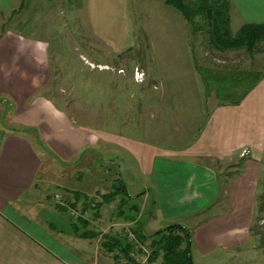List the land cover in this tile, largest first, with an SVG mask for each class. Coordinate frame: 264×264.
Returning a JSON list of instances; mask_svg holds the SVG:
<instances>
[{"label":"crops","instance_id":"1","mask_svg":"<svg viewBox=\"0 0 264 264\" xmlns=\"http://www.w3.org/2000/svg\"><path fill=\"white\" fill-rule=\"evenodd\" d=\"M19 2L0 0V23ZM85 4L93 31L114 50L136 43L130 0ZM234 14L243 23L264 22V0H232L231 20ZM165 19L172 32L161 31L160 36L177 40L174 22ZM50 49L49 40L13 27L0 33V106L9 114V125L0 130V264H106L93 238L73 229L72 218L70 225H57L45 216L47 209L59 207L39 185L42 181L47 186L54 178L41 171L48 166L63 179L69 167L81 178L84 160L85 167H92V188L62 179L57 181L61 188L93 196L111 191L116 177L121 178L130 193L132 221L141 224L144 233L175 222L192 230L194 264H211L216 253L231 257L252 241L263 170L264 76L240 103L215 107L200 139L187 147H159L120 136L140 161L139 177L145 185L134 192L118 170L110 172L109 162H99L100 140L114 142V133L100 138L41 91L50 78ZM248 148L253 154L233 163L239 169L227 176L210 161L230 160Z\"/></svg>","mask_w":264,"mask_h":264},{"label":"rangeland","instance_id":"2","mask_svg":"<svg viewBox=\"0 0 264 264\" xmlns=\"http://www.w3.org/2000/svg\"><path fill=\"white\" fill-rule=\"evenodd\" d=\"M21 2L10 13L4 14L0 32L13 27L21 33L50 41V78L41 91L64 107L80 125L96 131L100 138L114 133V142L100 140L98 146L103 157L99 162H109L110 172L118 170L134 192L141 191L145 185L139 177L140 161L120 136L145 139L159 147H187L200 139L215 107L230 102L244 91L247 86L242 87V83L249 85L250 80L237 79L238 70H261L264 75V41L253 52L212 49L207 34L190 25L180 10L165 5L164 0H130L137 39L134 45L122 50H114L95 34L85 0H24L23 5ZM165 15L174 22L177 40L169 34L165 35L166 38L160 36L161 31L172 32ZM242 24L240 17L234 14L232 31L236 32ZM221 77L226 80V86L230 85V90L223 88V95L218 96L217 83ZM252 90L254 87L247 92ZM229 92L230 96H226ZM8 125V108L2 105L0 130ZM261 146L264 147V143ZM252 152L249 148L243 149L241 155L230 160L210 158V161L218 167L221 175H226L239 169L233 163L247 159ZM85 162L80 164L83 166L81 178L74 168L69 170V167H65L63 179L54 169L48 171V166L41 171V175L49 172L54 179L50 177L52 180L47 186H43L46 182L42 181L39 185L56 204L54 194L57 192L69 204L59 203L67 210L53 207L46 210L45 216L57 225L64 222L70 225L72 218L79 224L78 231H87L88 237L93 238L101 259L106 264H118L119 260L115 259L117 249L109 250L103 242L112 235L126 238L124 230L127 225L122 224L129 223L135 231L137 225L132 221L135 214L130 212L133 206L128 202V196L118 194L110 201H102V193L96 195L93 192V196L86 194L92 197L87 203L85 194L77 198L73 191H66L57 182L62 179L91 189L92 178H95L89 175L92 167H85ZM262 163L252 241L231 257L216 253L211 264H264V210H260L264 203V154ZM122 198H125L123 204ZM73 207L81 209L79 216L70 213ZM81 219L87 220L88 225H83ZM150 241L151 237L144 243L151 250ZM127 260L128 257L122 255L120 263L125 264ZM161 260L160 255L153 264Z\"/></svg>","mask_w":264,"mask_h":264},{"label":"trees","instance_id":"3","mask_svg":"<svg viewBox=\"0 0 264 264\" xmlns=\"http://www.w3.org/2000/svg\"><path fill=\"white\" fill-rule=\"evenodd\" d=\"M167 4L176 7L181 11L186 21L193 25L194 28L203 30L208 38L207 41L212 49L218 51H226L228 49H246L249 52H253L257 47L264 41V22H245L243 23L236 32L232 31L231 27V8L232 0H165ZM24 4L22 0L21 5ZM1 33V32H0ZM130 49V48H129ZM263 72L261 70H238L237 79L241 78L244 81L247 79L249 85L243 83L241 86H247L244 91L239 93L236 97L230 100L231 103H240L242 99L248 94V90H251L255 84L262 77ZM264 76V75H263ZM224 77H221V81L217 87V94L221 96V90L224 88L225 91L230 90V85L226 86V80L223 81ZM236 82L234 85H236ZM223 95V94H222ZM226 96H230L227 94ZM244 159H241V163ZM77 198H80L82 193L79 190L74 191ZM118 194L130 195L128 189L121 178H116L113 182V189L109 192L103 193L102 201H110ZM84 195V194H83ZM85 200L89 203L88 197L84 195ZM263 197V196H262ZM261 196H258L260 199ZM122 204L125 202V198H122ZM74 203V202H73ZM101 202H99L100 205ZM61 209H66L65 206L57 204ZM67 210V209H66ZM260 210H264V203L261 204ZM83 225L87 226L88 221L81 219ZM73 223V229L76 230L79 235L88 237L87 231L80 232L79 224ZM138 236L143 240H147L151 237V257L150 263H154L161 255L162 260L158 264H194L191 245H192V230L184 224L175 222L165 227L159 228L156 231L147 234L144 233L141 224H138L135 228ZM259 233V232H258ZM108 236V235H107ZM104 247L109 250L117 249L115 259L120 263L122 255L128 257L125 264H135L134 261L128 256L130 249V243L127 242L126 238L122 236H110L103 242ZM122 254V255H121Z\"/></svg>","mask_w":264,"mask_h":264},{"label":"built area","instance_id":"4","mask_svg":"<svg viewBox=\"0 0 264 264\" xmlns=\"http://www.w3.org/2000/svg\"><path fill=\"white\" fill-rule=\"evenodd\" d=\"M54 196L57 199V203L63 204V205H69L66 198L62 196L60 193H55ZM79 211H77V210ZM70 213L79 216L81 214V209L80 208H71ZM127 225L125 227L124 233L126 235V240L128 243H130V249L128 252V256L131 258L132 261H134L135 264H153L150 263V257H151V250L147 247V245L144 243L136 231L129 226V223L122 224ZM130 227V228H129Z\"/></svg>","mask_w":264,"mask_h":264}]
</instances>
